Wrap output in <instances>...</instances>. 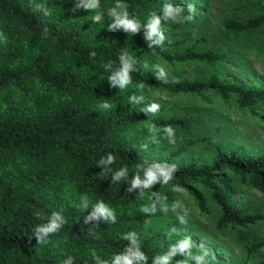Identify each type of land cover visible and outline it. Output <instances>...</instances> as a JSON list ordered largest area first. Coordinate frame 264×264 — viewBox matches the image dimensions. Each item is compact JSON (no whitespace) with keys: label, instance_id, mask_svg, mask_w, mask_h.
Instances as JSON below:
<instances>
[{"label":"trees","instance_id":"1","mask_svg":"<svg viewBox=\"0 0 264 264\" xmlns=\"http://www.w3.org/2000/svg\"><path fill=\"white\" fill-rule=\"evenodd\" d=\"M118 2L140 22L136 33L123 27L108 33L98 26L113 18L108 10ZM166 4L178 6L166 0H100L99 9L86 10L79 6L81 0H0V32L7 38L0 39V264H107L134 247L128 237L133 233L147 257L139 264H154L159 257L156 234L138 233L137 227L157 213L146 209L149 202H177L175 191L190 196L200 211H207V196L218 209L217 227L254 223L261 217L234 206L231 198L243 186L264 194V153L215 152L208 165L193 167L143 159L137 145L125 137L128 127L137 123L149 129L186 122L184 117L144 111L148 105L137 89L206 91L222 101L233 99L238 107H264L263 88L227 83L214 73L207 81L171 84L145 72L141 58L147 51L167 58L161 45L143 33L154 6ZM97 12L102 18L94 22ZM263 21L264 10L245 19L227 16L221 23L242 31ZM122 55L133 61L125 88L109 79L121 67ZM215 57L214 51L189 44L171 58ZM34 84L45 91L32 95L28 105L9 91L15 87L27 92ZM203 98L209 101L207 95ZM105 103L110 107H102ZM109 154L113 162L101 163ZM154 164L175 165L173 178L166 184L160 178L150 187H134L133 179L138 175L144 181L146 169ZM121 169L125 174L116 179ZM66 183L87 197L86 209L63 204L58 193ZM99 202L113 210L115 221L91 216ZM55 213L63 220L60 228L39 231ZM263 244L264 237L256 242ZM177 259L173 255L169 264Z\"/></svg>","mask_w":264,"mask_h":264},{"label":"rangeland","instance_id":"2","mask_svg":"<svg viewBox=\"0 0 264 264\" xmlns=\"http://www.w3.org/2000/svg\"><path fill=\"white\" fill-rule=\"evenodd\" d=\"M166 1L176 3L183 10L176 20L164 19L163 8L154 6L152 14L160 17L165 37L161 47L167 58L147 51L141 60L149 76L174 84L194 79L207 81L210 73H214L227 83L264 89V21L256 28L242 31L227 29L221 23L227 16L245 19L263 11L261 0ZM189 4L195 7L194 13L189 12ZM112 20L114 17L111 20L108 17L98 26L111 33L118 28L111 27L114 24ZM147 32L143 31L146 35ZM168 38L174 42L167 43ZM189 44L199 51L212 50L216 57L212 60L171 58L182 53L185 45ZM9 91L28 105L32 95L45 90L34 84L27 92L15 87ZM137 94L148 107L153 103L160 106L155 113L186 118L184 124L170 126L174 130V142L164 132V128L169 126L154 125L149 129H142L140 123L129 126L125 137L137 145L143 159L197 167L208 165L215 152L264 153V107L258 104H253L252 109L238 107L233 99L222 101L206 91L170 94L166 90L137 89ZM203 95H207L209 101L203 100ZM2 102L0 94V105ZM173 193L177 202H149L146 209L157 213L137 227L138 233L156 234L153 239L159 257L171 253L179 242L189 239L192 245L190 254H181L177 250L176 264H196L194 256H204L205 264H264V244L256 245L264 237L262 192L243 186L231 198L234 206L259 212L261 217L256 222L223 227H217L218 209L207 196V211H200L190 196L180 191ZM58 194L64 205L73 208L83 207V200L87 199L85 195L76 193L69 183L64 184ZM45 195L52 197L53 193L46 191Z\"/></svg>","mask_w":264,"mask_h":264},{"label":"clouds","instance_id":"3","mask_svg":"<svg viewBox=\"0 0 264 264\" xmlns=\"http://www.w3.org/2000/svg\"><path fill=\"white\" fill-rule=\"evenodd\" d=\"M86 10H96L100 7V0H81V5ZM189 12L194 13L195 7L191 4L188 6ZM182 7L174 6L172 4H166L163 8V18L164 19H173L176 20L179 17V13L182 12ZM74 11V9H73ZM108 14L110 17H114V24L111 27H123L125 31L130 33H136L140 28V22L135 18H130L129 14L125 8L124 5L120 4L119 2L116 4L115 7L108 10ZM102 18V14L97 12L96 15L92 17V20L100 21ZM147 38L153 40V44L155 45H162L163 41L165 40L162 28L160 26V17L153 15L152 18L147 23ZM155 37V39H153ZM0 39H3L5 42L7 38L3 35L2 32H0ZM121 61V67L117 72H115L114 75L110 76L109 79L113 82V84H119L120 88H125L130 82H131V76L130 73L133 69V61L131 58H128L126 56L120 57ZM108 67V66H107ZM161 72H163V69H160ZM142 98V97H141ZM132 100H137V97H132ZM104 108L110 107L109 104L105 103L102 105ZM159 105L156 103L151 104L146 110V112L155 113L159 110ZM164 132L167 133L168 139L173 140L174 137V130L169 126L164 128ZM174 142V140H173ZM114 157L109 154L106 161H101V163H111L113 162ZM176 171L175 165L162 166L161 164H154L153 166L149 167L145 171L146 179L144 181H141L139 176L137 175L133 179V186H138L143 184L144 187H150L153 185L158 179L162 178L163 183H168L173 178V174ZM125 174V169H121L119 172L116 173L115 178L119 179L121 176ZM88 207V201L85 198L83 200V208ZM92 217H104L106 220L115 221V214L112 209H110L106 204L103 202H99L95 205L94 211L91 214ZM63 223V220L61 219L60 215L58 213L53 214L50 223L39 229V231H42L44 233H50V232H56L61 224ZM128 237L132 239V245L134 247H130L128 249V252L123 255H117L112 264H134V262H145L147 260V257L143 252L139 250V247L137 246V241L135 239V234H129ZM191 241L189 239L182 240L179 242L178 246L175 247L171 253L165 254L164 256L157 257L154 260V264H169L172 255H175L176 251L178 250L181 254L188 253L190 254L191 249ZM196 264H205L204 256H194L192 257ZM65 264H68V262H65Z\"/></svg>","mask_w":264,"mask_h":264}]
</instances>
